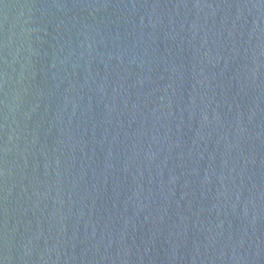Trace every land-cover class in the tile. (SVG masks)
Here are the masks:
<instances>
[{"label":"water","instance_id":"obj_1","mask_svg":"<svg viewBox=\"0 0 264 264\" xmlns=\"http://www.w3.org/2000/svg\"><path fill=\"white\" fill-rule=\"evenodd\" d=\"M0 264H264V0H0Z\"/></svg>","mask_w":264,"mask_h":264}]
</instances>
